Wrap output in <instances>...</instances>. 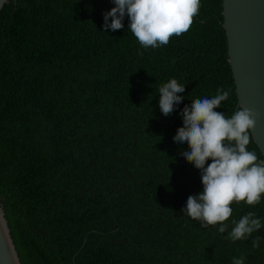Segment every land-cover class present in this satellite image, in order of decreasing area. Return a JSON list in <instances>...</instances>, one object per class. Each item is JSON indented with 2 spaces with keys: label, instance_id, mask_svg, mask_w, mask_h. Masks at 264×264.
Wrapping results in <instances>:
<instances>
[{
  "label": "trees",
  "instance_id": "trees-1",
  "mask_svg": "<svg viewBox=\"0 0 264 264\" xmlns=\"http://www.w3.org/2000/svg\"><path fill=\"white\" fill-rule=\"evenodd\" d=\"M223 21V0L4 6L0 198L22 264H264V157Z\"/></svg>",
  "mask_w": 264,
  "mask_h": 264
},
{
  "label": "water",
  "instance_id": "water-1",
  "mask_svg": "<svg viewBox=\"0 0 264 264\" xmlns=\"http://www.w3.org/2000/svg\"><path fill=\"white\" fill-rule=\"evenodd\" d=\"M223 17L238 106L264 157V0H223ZM0 264H22L1 198Z\"/></svg>",
  "mask_w": 264,
  "mask_h": 264
},
{
  "label": "bare ground",
  "instance_id": "bare-ground-1",
  "mask_svg": "<svg viewBox=\"0 0 264 264\" xmlns=\"http://www.w3.org/2000/svg\"><path fill=\"white\" fill-rule=\"evenodd\" d=\"M116 190V189H115Z\"/></svg>",
  "mask_w": 264,
  "mask_h": 264
}]
</instances>
